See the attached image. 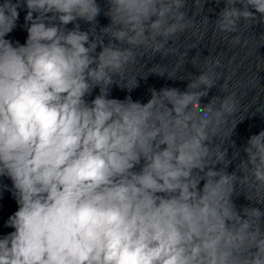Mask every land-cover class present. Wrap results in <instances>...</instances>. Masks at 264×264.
<instances>
[{
    "label": "clouds",
    "instance_id": "1",
    "mask_svg": "<svg viewBox=\"0 0 264 264\" xmlns=\"http://www.w3.org/2000/svg\"><path fill=\"white\" fill-rule=\"evenodd\" d=\"M193 3L189 16L188 0H0V177L19 206L0 264H264V210L253 206L264 205V130L243 157L231 139L259 103L245 100L264 67L242 90L220 54L197 51L187 90L110 98L138 77L176 79L208 30L247 45L264 24V0H223L211 22L207 0ZM21 7L28 35L14 45L5 37ZM102 11L110 23L97 30ZM157 55L168 63L148 68ZM217 86L223 95L202 103ZM241 193L251 204L238 210Z\"/></svg>",
    "mask_w": 264,
    "mask_h": 264
},
{
    "label": "water",
    "instance_id": "2",
    "mask_svg": "<svg viewBox=\"0 0 264 264\" xmlns=\"http://www.w3.org/2000/svg\"><path fill=\"white\" fill-rule=\"evenodd\" d=\"M98 2L102 9L106 7L105 0H98ZM223 7V0H221L219 4L216 3V0H207L200 16H207L210 22L214 21ZM194 11L193 0H188V15L191 16ZM26 13L27 9L21 7L16 27L5 37L12 41L14 45L16 43L22 45L27 40L28 34L26 31V22L24 20ZM200 16L197 17V20L200 19ZM97 21V30L110 23L108 17L103 14V11L97 17ZM78 23L80 24L81 30H87L89 28V25L84 21H78ZM241 23L243 24V21ZM67 27L71 29L73 25L70 24ZM262 35H264V24H254L245 32L244 38L247 40V45H244L243 41L240 45H232L227 40L223 39L222 34L213 33L211 30H208L207 35L199 48L191 49L188 52V62H186L183 68L177 73L176 79H169L167 75L161 77L155 74H149L147 79H141L138 77L139 86L133 89L130 93L127 89H121L119 86L113 85L110 89V98L123 100L125 96L131 95L134 101L138 100L141 103H146L151 97V89H156L158 91L161 88L172 87L178 88L181 91L187 90L190 77L199 75V68L193 66L190 62L191 58L197 54V51H199L201 58L208 56L210 53L214 56L220 54L229 71L237 69V75L234 80L243 90V87L249 84L250 79L255 74L257 63H259L261 67H264V60H262L264 59V44H261L260 41ZM105 42H107V40ZM99 50L100 49L98 48L97 51ZM233 57L235 58L234 61L229 64V60ZM154 63L166 64L168 63V60L157 55L153 60L147 61V67L150 68ZM146 70L147 69H145V71ZM257 74L259 76V85L261 88H264V68L259 70ZM180 77H183V79ZM261 88L257 87L253 89V91L249 93V96L246 97L245 103L247 104L251 102L253 96L258 95L260 98L259 103L252 104L247 112L242 113L243 119L237 124L231 137V139L235 141L236 147L241 149L242 157L245 155L242 149L246 145L250 136L258 134L261 130H264V113L256 111V108L259 107L260 104H264V90ZM98 94L99 88H96L90 96L86 97V99L90 102ZM217 95H223V93L219 91L218 86L213 87L209 91L208 97L203 98L201 102L208 103L213 96ZM232 151L233 149L229 148V156H231ZM236 163H238V161H233L232 164L229 165L227 171H234ZM233 199L238 210L243 206L251 204L242 193L235 196ZM253 206L260 207L264 210V205ZM18 207L12 181L7 177H0V236H4L14 230L5 225L8 218L18 210Z\"/></svg>",
    "mask_w": 264,
    "mask_h": 264
}]
</instances>
